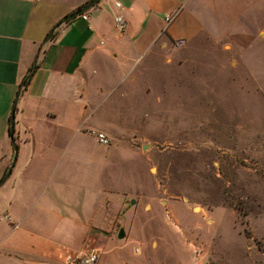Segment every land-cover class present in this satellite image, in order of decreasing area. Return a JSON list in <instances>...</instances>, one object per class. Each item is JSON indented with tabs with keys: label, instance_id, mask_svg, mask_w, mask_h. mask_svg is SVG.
Returning a JSON list of instances; mask_svg holds the SVG:
<instances>
[{
	"label": "rangeland",
	"instance_id": "rangeland-1",
	"mask_svg": "<svg viewBox=\"0 0 264 264\" xmlns=\"http://www.w3.org/2000/svg\"><path fill=\"white\" fill-rule=\"evenodd\" d=\"M173 45L102 86L95 124L56 156L66 178L49 184L55 204L83 218L102 186L104 221L39 226L30 242L23 225L0 220V264H67L90 231L94 264H264V10L224 37Z\"/></svg>",
	"mask_w": 264,
	"mask_h": 264
},
{
	"label": "crops",
	"instance_id": "crops-1",
	"mask_svg": "<svg viewBox=\"0 0 264 264\" xmlns=\"http://www.w3.org/2000/svg\"><path fill=\"white\" fill-rule=\"evenodd\" d=\"M88 1L0 0V180L13 163L0 183V211L11 222L0 220L13 228L23 225L30 242V229L39 226L94 228L99 214L104 221L102 186L99 193L94 191L91 210L88 214L85 208L83 218L57 206L50 196L54 185L49 190L51 181L66 178L54 171L57 154H72V137L85 123L95 124L102 86L135 67L148 52L165 50L168 41L185 44L200 34L221 38L264 10V0H99L84 13L86 20L75 17L45 42L63 16ZM118 12L126 20L122 32L113 24ZM167 15H172L169 23ZM28 72L31 77L23 84ZM44 236L46 240L49 233ZM89 238H95L91 231L85 233L83 250L75 253L91 250L85 247ZM25 248L31 256H61L49 246L41 251L33 245ZM66 256L70 254L63 260Z\"/></svg>",
	"mask_w": 264,
	"mask_h": 264
},
{
	"label": "built area",
	"instance_id": "built-area-1",
	"mask_svg": "<svg viewBox=\"0 0 264 264\" xmlns=\"http://www.w3.org/2000/svg\"><path fill=\"white\" fill-rule=\"evenodd\" d=\"M114 6L116 9H120L121 5L119 2H114ZM81 18L83 20L87 19V15L86 14H81ZM172 19V15H167L165 17V21L166 23H169ZM113 24L114 27L117 31L122 32L125 30L126 28V20L124 18V16L121 13H116L113 17ZM183 41L182 40H176L174 41V46L175 47H181L183 45ZM96 138V140L103 145H107L108 144V138L105 136V134L101 133V132H92ZM1 219H6L8 221L11 222L10 218L7 217L6 215H3L1 217ZM97 260V253L94 249L86 252V253H79V254H75L74 256H66L65 258V262L67 264H94Z\"/></svg>",
	"mask_w": 264,
	"mask_h": 264
},
{
	"label": "water",
	"instance_id": "water-1",
	"mask_svg": "<svg viewBox=\"0 0 264 264\" xmlns=\"http://www.w3.org/2000/svg\"><path fill=\"white\" fill-rule=\"evenodd\" d=\"M99 0H89L81 9H79L78 11H75V12H72V13H69L65 16H63L59 21L58 23L55 24V26L53 27V29L48 33V35L46 36L45 38V42L48 41L52 34H53V31L54 29L60 27L62 24H65L67 23L68 21L74 19L75 17H78L79 15H81L83 12L89 10L92 6H94ZM31 77V73L29 74L28 76V79L29 80ZM146 146H143V149H145ZM14 160V159H13ZM12 160V161H13ZM13 164V163H12ZM12 164L8 167L6 173L3 175V177L1 178L0 180V183H2L6 177L8 176L10 170H11V166ZM134 201L133 200H130V204H132ZM124 237V232H123V228H120L119 231H118V234H117V238L118 239H122Z\"/></svg>",
	"mask_w": 264,
	"mask_h": 264
},
{
	"label": "trees",
	"instance_id": "trees-1",
	"mask_svg": "<svg viewBox=\"0 0 264 264\" xmlns=\"http://www.w3.org/2000/svg\"><path fill=\"white\" fill-rule=\"evenodd\" d=\"M87 3V2H86ZM85 3V4H86ZM85 4L77 7L76 9H74L72 12H75V11H78L79 9H81ZM86 12V11H85ZM85 12H83L82 14H84ZM30 72L27 73V75L24 77V79L22 80V83L25 84L27 79H28V76H29ZM8 134H9V137L11 139V141H13V128H10L9 131H8Z\"/></svg>",
	"mask_w": 264,
	"mask_h": 264
}]
</instances>
